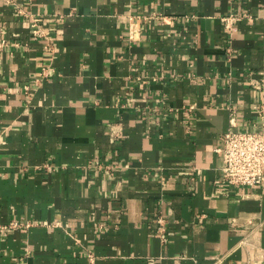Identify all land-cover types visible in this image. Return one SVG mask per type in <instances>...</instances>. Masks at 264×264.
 Returning a JSON list of instances; mask_svg holds the SVG:
<instances>
[{"label": "crops", "instance_id": "crops-1", "mask_svg": "<svg viewBox=\"0 0 264 264\" xmlns=\"http://www.w3.org/2000/svg\"><path fill=\"white\" fill-rule=\"evenodd\" d=\"M0 40V264H264L215 150L264 131V0H0Z\"/></svg>", "mask_w": 264, "mask_h": 264}, {"label": "built area", "instance_id": "built-area-1", "mask_svg": "<svg viewBox=\"0 0 264 264\" xmlns=\"http://www.w3.org/2000/svg\"><path fill=\"white\" fill-rule=\"evenodd\" d=\"M15 2L16 0H7ZM152 18V17H150ZM236 16H228L226 25L230 27V21ZM34 35H43L42 29L33 22ZM137 29L136 22L132 23L131 37ZM133 38V37H132ZM6 44V40H0V48ZM258 88H263L259 83ZM29 91V86H26ZM233 125V124H232ZM222 158L220 181L226 183L230 188L237 186H255L264 184V131L263 130H238L231 126L222 135V144L215 148ZM158 230L166 231L164 220L159 218ZM91 264H95L91 256Z\"/></svg>", "mask_w": 264, "mask_h": 264}]
</instances>
